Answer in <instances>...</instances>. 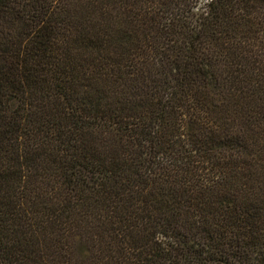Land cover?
Returning a JSON list of instances; mask_svg holds the SVG:
<instances>
[{
	"label": "trees",
	"instance_id": "trees-1",
	"mask_svg": "<svg viewBox=\"0 0 264 264\" xmlns=\"http://www.w3.org/2000/svg\"><path fill=\"white\" fill-rule=\"evenodd\" d=\"M0 264H264V0H0Z\"/></svg>",
	"mask_w": 264,
	"mask_h": 264
}]
</instances>
